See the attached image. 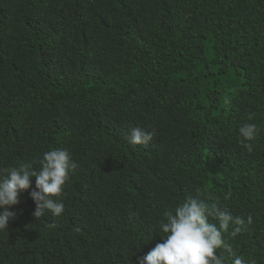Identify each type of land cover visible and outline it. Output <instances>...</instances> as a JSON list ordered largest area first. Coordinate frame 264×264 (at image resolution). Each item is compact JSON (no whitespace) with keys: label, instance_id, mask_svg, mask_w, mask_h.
Here are the masks:
<instances>
[{"label":"trees","instance_id":"obj_1","mask_svg":"<svg viewBox=\"0 0 264 264\" xmlns=\"http://www.w3.org/2000/svg\"><path fill=\"white\" fill-rule=\"evenodd\" d=\"M136 128L148 146L125 140ZM52 150L79 165L64 212L34 219L33 178L0 264H138L198 191L245 221L224 234L237 257L264 264V0H0V170Z\"/></svg>","mask_w":264,"mask_h":264},{"label":"clouds","instance_id":"obj_2","mask_svg":"<svg viewBox=\"0 0 264 264\" xmlns=\"http://www.w3.org/2000/svg\"><path fill=\"white\" fill-rule=\"evenodd\" d=\"M250 114L248 120H253ZM258 129L253 124H244L239 128L240 147L248 154L254 151L251 143L256 139ZM155 133H147L139 128L131 130L125 140L134 146H148L154 139ZM247 142V143H246ZM40 170H35L33 163L22 164L18 168L0 170V208H4L0 215V231L8 230L9 221L15 214L7 209L20 204V193L32 187V179L36 181V191L31 193V199L36 204L33 214L38 220L51 213L53 218H59L64 212V204L58 202L63 196V189L69 181V173L75 171L79 165L73 161L66 150H52L35 161ZM197 197L188 196L186 201L164 215L159 227L165 234L163 242L146 256L140 258L138 264H225V256L217 255L223 249L230 254L233 264H244L242 258L237 257L233 248L225 242L224 234L229 232L230 225H235L230 238L235 239L242 231H246L245 221L233 217L227 208H221L219 201L206 203ZM55 198V199H54ZM229 192L225 200H231ZM218 221V226L209 220ZM253 223L251 216L247 218V225Z\"/></svg>","mask_w":264,"mask_h":264}]
</instances>
